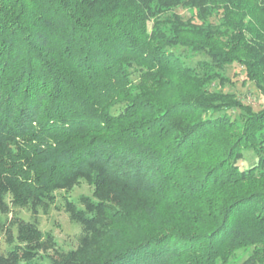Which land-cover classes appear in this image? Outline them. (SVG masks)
I'll return each mask as SVG.
<instances>
[{"label": "trees", "instance_id": "16d2710c", "mask_svg": "<svg viewBox=\"0 0 264 264\" xmlns=\"http://www.w3.org/2000/svg\"><path fill=\"white\" fill-rule=\"evenodd\" d=\"M231 65L264 97V0H0V264H264ZM60 192L73 249L39 227Z\"/></svg>", "mask_w": 264, "mask_h": 264}, {"label": "rangeland", "instance_id": "374dc122", "mask_svg": "<svg viewBox=\"0 0 264 264\" xmlns=\"http://www.w3.org/2000/svg\"><path fill=\"white\" fill-rule=\"evenodd\" d=\"M177 14L181 16L183 20H186L190 16V10L179 7L175 10ZM197 59L200 56L196 57ZM224 76L228 78L229 83L224 86L215 84L216 89H220L223 92L234 93L243 100L246 104L251 106L254 111L264 109V97L258 92L254 84L248 81L241 67L237 65H231L225 68ZM136 78V76H133ZM256 161L255 156L251 151L245 152V158L240 163L241 168H247L253 165ZM62 192L57 193V199L55 204L50 208L47 215L39 214V227L44 232H50L55 239L56 244L62 249H73L76 246V239L80 232L77 225L72 224L62 207V199L60 195ZM91 188L85 183H80L74 187L68 194V198L75 200L79 195H90ZM21 216L25 219L29 218V213L26 211L21 212ZM1 243V241H0ZM240 261L235 264L241 263Z\"/></svg>", "mask_w": 264, "mask_h": 264}]
</instances>
